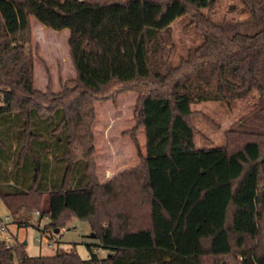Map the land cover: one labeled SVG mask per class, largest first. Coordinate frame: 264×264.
<instances>
[{
	"label": "trees",
	"instance_id": "obj_1",
	"mask_svg": "<svg viewBox=\"0 0 264 264\" xmlns=\"http://www.w3.org/2000/svg\"><path fill=\"white\" fill-rule=\"evenodd\" d=\"M240 1L248 17L218 23L203 13L218 0H0V201L20 227L39 212L97 240L88 259L31 257L13 236L0 264H264V0ZM181 15L204 42L174 66ZM32 19L70 31L76 78L59 92L36 88ZM132 91L141 160L102 184L96 103ZM242 100L226 144L197 148L191 105Z\"/></svg>",
	"mask_w": 264,
	"mask_h": 264
},
{
	"label": "rangeland",
	"instance_id": "obj_2",
	"mask_svg": "<svg viewBox=\"0 0 264 264\" xmlns=\"http://www.w3.org/2000/svg\"><path fill=\"white\" fill-rule=\"evenodd\" d=\"M203 13L210 16L215 22L222 23L227 20H243L248 17L243 10L240 0H218L211 9H203ZM31 43L28 50L34 57L35 85L41 91L49 87L53 92L61 91L68 80L76 78V70L71 60L69 48L70 31H55L45 28L39 21L32 19ZM173 33L174 53L171 62L178 66L181 58L191 50L203 44L204 39L195 25L191 16L181 15L171 26ZM138 33H134L136 40ZM137 93L121 92L116 99H104L96 103L97 120L93 126L95 135V160L97 165L96 176L100 183H105L118 176L124 170L133 168L140 163L139 152L132 140L135 119V106ZM252 103V102H251ZM249 100L237 101L234 104L210 101L195 102L191 105L194 111L192 125L195 127L197 148L212 149L223 147L226 144L225 133L251 111ZM141 153L146 154L145 129L136 132ZM8 214L2 201H0V215ZM14 219V218H13ZM14 219L10 227L13 236L19 241L27 242L26 253L31 257L52 255L58 249L64 252H77L83 259H88L86 245L97 243L91 236L90 223L79 219H72L68 226L62 227L59 232L50 231L48 218L40 219L35 212L29 216L26 226L18 225ZM54 240L51 248L49 244H40L37 238L42 234ZM105 256L106 251H99Z\"/></svg>",
	"mask_w": 264,
	"mask_h": 264
},
{
	"label": "built area",
	"instance_id": "obj_3",
	"mask_svg": "<svg viewBox=\"0 0 264 264\" xmlns=\"http://www.w3.org/2000/svg\"><path fill=\"white\" fill-rule=\"evenodd\" d=\"M37 215H40L39 212H35ZM46 218V217H44ZM14 223V219L12 214L8 213L5 216L0 215V244H4L7 248L10 247L11 243L13 242V234L11 233L10 227ZM38 242L42 244V242H45L49 244V246L52 248L54 245V240H52L50 237L45 235L44 233L40 238H37Z\"/></svg>",
	"mask_w": 264,
	"mask_h": 264
},
{
	"label": "water",
	"instance_id": "obj_4",
	"mask_svg": "<svg viewBox=\"0 0 264 264\" xmlns=\"http://www.w3.org/2000/svg\"><path fill=\"white\" fill-rule=\"evenodd\" d=\"M76 1H80V0H76ZM262 197L264 199V189L262 190ZM57 232H59V229H57L55 233H57Z\"/></svg>",
	"mask_w": 264,
	"mask_h": 264
},
{
	"label": "crops",
	"instance_id": "obj_5",
	"mask_svg": "<svg viewBox=\"0 0 264 264\" xmlns=\"http://www.w3.org/2000/svg\"><path fill=\"white\" fill-rule=\"evenodd\" d=\"M13 226V225H12ZM12 233V232H11ZM13 234V233H12Z\"/></svg>",
	"mask_w": 264,
	"mask_h": 264
}]
</instances>
